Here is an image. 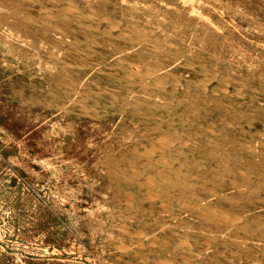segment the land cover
Masks as SVG:
<instances>
[{"label":"rangeland","instance_id":"obj_1","mask_svg":"<svg viewBox=\"0 0 264 264\" xmlns=\"http://www.w3.org/2000/svg\"><path fill=\"white\" fill-rule=\"evenodd\" d=\"M7 1L0 264H264V0Z\"/></svg>","mask_w":264,"mask_h":264},{"label":"bare ground","instance_id":"obj_2","mask_svg":"<svg viewBox=\"0 0 264 264\" xmlns=\"http://www.w3.org/2000/svg\"><path fill=\"white\" fill-rule=\"evenodd\" d=\"M8 1H9V0H8ZM8 1H7V2H8ZM93 1H94V0H93ZM17 4H18V3H17ZM9 5H10V4H9ZM2 6H3V4H2ZM3 7H4V6H3ZM9 7H10V6H9ZM15 7H16V6H15ZM18 7H19V6H18ZM13 8H14V7H13ZM16 9H17V8H16ZM44 9H45V8H44ZM17 10H18V9H17ZM71 12H72V11H71ZM77 12H78V11H77ZM28 13H29V12H28ZM2 14H3V13H2ZM126 14H127V13H126ZM3 15H5V13H4ZM7 15H8V13H7ZM39 16H40V15H39ZM21 18H22V17H21ZM21 18H20V19H21ZM2 19H3V18H2ZM22 19H23V18H22ZM1 21H3V20H1ZM6 21H7V20H6ZM19 21H20V20H19ZM248 22H249V21H248ZM252 22H253V21H252ZM19 24H20V23H19ZM21 24H22V22H21ZM21 24H20V25H21ZM5 25H6V24H5ZM26 25H27V24H26ZM3 26H4V25H3ZM22 26H24V25H22ZM125 26H126V25H125ZM13 27H14V26H13ZM47 28H48V27H47ZM110 28H111V27H110ZM34 29H35V28H34ZM122 29H123V28H122ZM178 29H179V28H178ZM1 30H2V29H1ZM23 30H24V29H23ZM60 30H61V29H60ZM250 30H251V29H250ZM14 31H15V30H14ZM26 31H27V29L25 30V32H26ZM32 31H33V30H32ZM32 31H31V32H32ZM62 31H63V30H62ZM41 32H42V30H41ZM46 32H47V30H46ZM46 32H45V33H46ZM63 32H64V31H63ZM137 32H139V31H137ZM27 33H28V31H27ZM32 33H33V32H32ZM251 33H252V32H251ZM112 34H113V33H112ZM52 35H53V34H52ZM134 36H135V35H134ZM25 37H26V36H25ZM55 38H56V37H55ZM127 38H128V37H127ZM31 39H32V38H31ZM74 39H75V38H74ZM33 42H34V41H33ZM126 42H128V41H126ZM244 42H245V41H244ZM143 43H144V42H143ZM137 44H138V43H137ZM141 44H142V43H141ZM249 44H251V43H249ZM249 44H248V45H249ZM25 45H26V44H25ZM30 46H31V45H30ZM39 46H40V45H39ZM241 46H242V45H241ZM250 46H251V45H250ZM253 46H254V45H253ZM29 48H30V47H29ZM37 48H38V47H37ZM37 48H36V49H37ZM40 51H41V50H40ZM111 52H112V51H111ZM125 52H126V51H125ZM87 53H88V52H87ZM100 53H101V52H100ZM106 54H107V52H106ZM79 56H80V55H79ZM96 57H97V56H96ZM108 57H109V56H108ZM110 57H111V56H110ZM136 57H137V56H136ZM118 58H119V57H118ZM118 58H117V59H118ZM160 58L162 59V56H161ZM160 58H159V59H160ZM78 59H79V58H78ZM110 60H111V58H110ZM149 60H150V59H149ZM83 62H84V61H83ZM117 62H118V61H117ZM194 62H195V61H194ZM113 63H114V62H113ZM126 63H127V62H126ZM145 63H146V62H145ZM149 63H150V62H149ZM130 64H131V63H130ZM132 64H133V63H132ZM152 64H154V63H152ZM172 64H173V63H172ZM109 65H111V64H109ZM201 65H202V63H201ZM214 65H215V64H214ZM118 66H119V65H118ZM150 66H151V65H150ZM152 66H153V65H152ZM154 66H155V65H154ZM111 67H112V66H111ZM79 68H80V66H79ZM107 68H108V66H107ZM112 68H113V67H112ZM116 68H117V67H116ZM150 68H153V67H150ZM155 69H156V68H155ZM211 69H212V68H211ZM60 70H61V69H60ZM68 70H69V69H68ZM131 70H132V68H131ZM64 71H65V70H64ZM88 71H89V70H88ZM147 71H148V70H147ZM217 71H218V70H217ZM225 71H226V70H225ZM70 72H71V71H70ZM116 72H117V71H116ZM117 73H118V72H117ZM130 73H131V72H130ZM146 73H147V72H146ZM169 73H170V72H169ZM225 73H226V72H225ZM228 73H229V72H228ZM72 74H73V73H72ZM131 74H132V73H131ZM133 74H134V73H133ZM148 74H149V73H148ZM213 74H214V73H213ZM68 75H69V74H68ZM125 75H126V74H125ZM125 75H124V76H125ZM136 75H137V74H136ZM140 75H141V74H140ZM173 75H174V74H173ZM73 77H74V76H73ZM73 77H71V78H73ZM137 77H138V76H137ZM137 77H136V78H137ZM145 77H146V76H145ZM75 78H77V77H75ZM126 78H127V77H126ZM142 78H143V77H142ZM173 78H174V77H173ZM67 79H69V78H67ZM143 79H144V78H143ZM72 80H73V79H72ZM75 80H76V79H75ZM79 80H80V78H79ZM99 81H100V80H99ZM124 81H125V78H124ZM143 81H144V80H143ZM146 81H147V80H146ZM68 82H69V81H68ZM73 82H74V81H73ZM156 82H157V81H156ZM170 82H171V81H170ZM246 82H247V81H246ZM107 83H108V82H107ZM135 83H136V82H135ZM171 83H172V82H171ZM64 84H65V83H64ZM64 84H63V85H64ZM143 84H144V83H143ZM97 85H98V84H97ZM151 85H152V84H151ZM157 86H158V85H157ZM120 87H121V86H120ZM142 87H143V86H142ZM153 87H154V86H153ZM176 88H177V87H176ZM101 89H102V88H101ZM102 91H103V90H102ZM153 91H154V90H153ZM172 91H173V90H172ZM234 92H235V91H234ZM71 93H72V92H71ZM196 93H197V92H196ZM210 93H211V92H210ZM142 94H143V93H142ZM58 95H59V94H58ZM115 95H116V94H115ZM117 95H118V94H117ZM190 95H191V94H190ZM116 97H117V96H116ZM192 97H193V96H192ZM119 101H121V100H119ZM119 101H118V102H119ZM188 102H189V101H188ZM114 105H115V104H114ZM128 105H129V104H128ZM184 105H185V104H184ZM207 106H208V105H207ZM187 107H188V106H187ZM224 109H225V108H224ZM144 110H145V109H144ZM217 110H218V109H217ZM221 110H222V108H221ZM140 111H141V110H140ZM199 111H200V110H199ZM219 111H220V110H219ZM141 112H142V111H141ZM221 112H222V111H221ZM221 115H222V114H221ZM221 118H222V117H221ZM202 119H203V118H202ZM249 122H250V121H249ZM263 122H264V121H263ZM226 141H227V140H226ZM192 142H193V141H192ZM185 144H186V143H185ZM152 147H153V146H152ZM159 147H160V146H159ZM207 151H208V150H207ZM207 151H206V152H207ZM206 152H205V153H206ZM219 152H220V151H219ZM230 152H231V151H230ZM198 153H199V152H198ZM202 153H203V150H202ZM208 155H209V154H208ZM244 155H245V154H244ZM244 158H245V157H244ZM146 162H147V161H146ZM217 162H218V161H217ZM231 162H233V161H231ZM247 162H248V161H247ZM187 164H188V163H187ZM188 165H189V164H188ZM188 165H187V166H188ZM177 166H178V165H177ZM129 167H130V166H129ZM240 170H241V169H240ZM242 172H243V171H242ZM197 173H198V172H197ZM261 173H262V172H261ZM203 174H204V173H203ZM206 174H207V173H206ZM206 174H205V175H206ZM201 175H202V174H201ZM260 175H261V174H260ZM202 176H203V175H202ZM255 176H256V175H255ZM216 177H217V176H216ZM257 177H258V176H257ZM191 178H192V177H191ZM199 178H200V177H199ZM257 179H258V178H257ZM219 182H220V181H219ZM232 182H233V181H232ZM260 182H261V181H260ZM216 184H217V183H216ZM228 184H229V183H228ZM225 185H226V184H225ZM246 185H247V184H246ZM256 189H257V188H256ZM202 191H203V190H202ZM232 191H233V190H232ZM237 193H238V192H237ZM239 193H240V192H239ZM263 193H264V192H263ZM263 193H262V194H263ZM223 194H225V193H223ZM260 196H261V195H260ZM231 197H232V196H231ZM109 199H110V198H109ZM209 202H210V201H209ZM229 206H231V205H229ZM237 207H238V206H237ZM212 208H213V207H212ZM235 209H236V208H235ZM220 210H221V209H220ZM224 210H226V208H225ZM224 210H223V211H224ZM252 210H253V209H252ZM246 211H247V210H246ZM231 212H232V211H231ZM233 213H234V212H233ZM218 215H219V214H218ZM225 216H227V215H225ZM247 216H248V215H247ZM247 216H246V217H247ZM257 218H258V217H257ZM161 220H163V219H161ZM129 224H130V223H129ZM241 224H242V223H241ZM153 229H154V228H153ZM150 230H151V229H150ZM154 230H155V229H154ZM216 230H217V229H216ZM221 231H222V230H221ZM155 233H156V232H155ZM165 234H166V232H165ZM166 235H167V234H166ZM228 236H229V234H228ZM144 237H145V236H144ZM174 238H175V237H174ZM193 242H194V241H193ZM238 244H239V243H238ZM194 246H195V245H194ZM254 248H255V247H254ZM258 250H259V249H258ZM180 251H181V249H180ZM182 251H183V250H182ZM229 251H230V250H229ZM259 252H260V251H259ZM227 253H228V252H227ZM229 253H230V252H229ZM260 253H261V252H260ZM179 254H180V253H179ZM205 255H206V254H205ZM206 256H207V255H206ZM262 256H263V255H262ZM262 256H261V257H262ZM245 258H246V257H245ZM262 260H263V259H262ZM255 261H256V260H255ZM260 261H261V260H260ZM263 261H264V260H263ZM168 263H169V262H168Z\"/></svg>","mask_w":264,"mask_h":264}]
</instances>
